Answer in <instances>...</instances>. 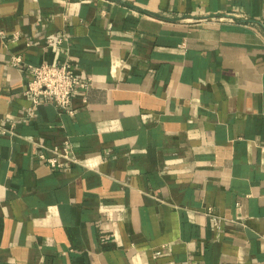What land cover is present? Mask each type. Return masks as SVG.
Returning <instances> with one entry per match:
<instances>
[{"label":"crops","instance_id":"0c3cea01","mask_svg":"<svg viewBox=\"0 0 264 264\" xmlns=\"http://www.w3.org/2000/svg\"><path fill=\"white\" fill-rule=\"evenodd\" d=\"M0 30V264H264V0H1ZM63 62L90 86L29 117Z\"/></svg>","mask_w":264,"mask_h":264},{"label":"built area","instance_id":"2783aa9c","mask_svg":"<svg viewBox=\"0 0 264 264\" xmlns=\"http://www.w3.org/2000/svg\"><path fill=\"white\" fill-rule=\"evenodd\" d=\"M1 1V0H0ZM4 35V31L0 30V36ZM13 63L19 65L21 58L13 57ZM32 78L28 84L26 94L32 98L33 106L28 112V116H32L35 108L44 100L54 101L62 110L72 112L73 95L78 88H87L90 86V80H84L73 68L70 62L63 63H45L31 67ZM5 132V131H3ZM55 156L47 158L41 155L42 159H46L53 168H61L64 162L61 157H66L71 148L66 142L62 149L54 150ZM182 264V263H180Z\"/></svg>","mask_w":264,"mask_h":264}]
</instances>
